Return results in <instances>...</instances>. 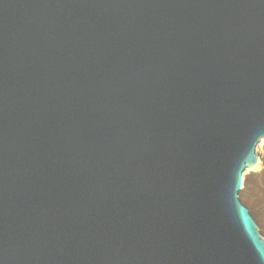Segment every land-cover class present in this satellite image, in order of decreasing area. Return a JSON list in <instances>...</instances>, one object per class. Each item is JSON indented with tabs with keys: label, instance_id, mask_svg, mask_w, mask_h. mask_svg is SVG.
Returning <instances> with one entry per match:
<instances>
[{
	"label": "water",
	"instance_id": "95a60500",
	"mask_svg": "<svg viewBox=\"0 0 264 264\" xmlns=\"http://www.w3.org/2000/svg\"><path fill=\"white\" fill-rule=\"evenodd\" d=\"M262 139L264 0H0V264H264Z\"/></svg>",
	"mask_w": 264,
	"mask_h": 264
},
{
	"label": "rangeland",
	"instance_id": "374dc122",
	"mask_svg": "<svg viewBox=\"0 0 264 264\" xmlns=\"http://www.w3.org/2000/svg\"><path fill=\"white\" fill-rule=\"evenodd\" d=\"M249 191L248 194L240 195V200L249 210L264 238V173L249 182Z\"/></svg>",
	"mask_w": 264,
	"mask_h": 264
},
{
	"label": "bare ground",
	"instance_id": "6f19581e",
	"mask_svg": "<svg viewBox=\"0 0 264 264\" xmlns=\"http://www.w3.org/2000/svg\"><path fill=\"white\" fill-rule=\"evenodd\" d=\"M256 154H257L256 164L253 167L246 169L245 172L243 173V184H242L243 189L241 190L240 195L248 194L251 191V190L249 191V182L253 178H255V176H260L262 173H264V139H262L259 142L256 148Z\"/></svg>",
	"mask_w": 264,
	"mask_h": 264
}]
</instances>
